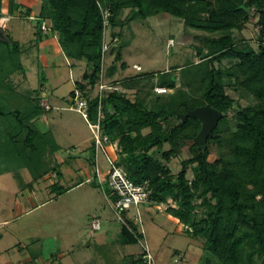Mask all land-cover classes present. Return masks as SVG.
I'll use <instances>...</instances> for the list:
<instances>
[{"label":"trees","instance_id":"16d2710c","mask_svg":"<svg viewBox=\"0 0 264 264\" xmlns=\"http://www.w3.org/2000/svg\"><path fill=\"white\" fill-rule=\"evenodd\" d=\"M39 1V13L33 20L38 22L36 40L41 38L40 26L45 22L64 56L86 63L91 71V74L83 76L84 83H75V88L83 93L88 102L89 121L92 123L96 122L99 101L97 97L89 101L86 89L95 87L100 79L104 44L107 51L109 49V44L105 42L108 26L115 29L125 23L170 15L182 20L185 27L194 31L219 34L218 38L207 41L206 54L202 48L196 49L200 62L181 69V87H177V79L173 77L178 68L161 74L159 86L173 91L165 97L163 105L159 103L161 98H157L151 108L148 107V94L144 98L140 94L143 89H139L134 100L122 91L107 92L100 102L103 115L101 130L116 146V165L133 183L146 181L150 199L158 206L167 204L166 214L190 228L188 235L191 238L202 239L203 250L219 264H264V0ZM4 2L11 4L12 17L23 10L16 0H0V19L5 17ZM126 10L129 11L128 16L120 21L119 17ZM249 10L258 14L257 50L232 37L233 31L242 30ZM105 12L108 13L106 19ZM30 13L26 9L21 17L27 19L31 17ZM105 21L107 26H104ZM0 28L4 34V39L0 38L2 134L8 135L12 142L10 148L13 149L18 146L16 140L27 131L21 142L24 150L36 151L35 141L40 140L51 152H57L59 148L50 134L48 138V133L41 134L26 125L28 120L45 111L37 96L39 90L34 91L36 95L33 98H27L26 110H4L2 106L4 102L12 105L4 98L3 84L14 73L25 74L26 70L20 60L23 47L11 38L6 29ZM112 37L115 38L114 35ZM125 45L120 43L117 61L121 60L120 51ZM223 60L235 64L231 69L216 68L215 64ZM114 73L115 67L112 66L106 77L111 78ZM143 78L128 80L123 87H140ZM232 81L255 100L253 105L238 107L233 128L227 121V113L235 103L226 94L227 84ZM73 96L71 92V98ZM202 106L221 112L223 118L206 145L199 150L195 143L200 130L199 121L188 119L182 123L179 116ZM177 119L180 121L176 126L171 129L164 127V123ZM144 130H147L146 134ZM5 140L1 143L4 144ZM211 144L218 150L213 163L209 162ZM166 145L169 151L162 155L165 160L177 157L183 148L188 152V157L182 161L181 171L175 177L153 157L154 152H160ZM91 151V160H94V146ZM189 167L193 170L192 181L187 179ZM50 171L58 177L62 176L57 168ZM41 176L37 175L38 178ZM91 184L98 187L96 182ZM58 185L55 183L51 188L62 191L63 187ZM128 225L133 232L137 231L132 222L129 221ZM121 232L123 244L137 243L125 226ZM137 262L143 264L141 256ZM211 262L208 260L207 264Z\"/></svg>","mask_w":264,"mask_h":264},{"label":"rangeland","instance_id":"374dc122","mask_svg":"<svg viewBox=\"0 0 264 264\" xmlns=\"http://www.w3.org/2000/svg\"><path fill=\"white\" fill-rule=\"evenodd\" d=\"M16 2L23 9L21 14H17L16 17L9 16L7 22L1 18L0 26L23 47L20 60L26 71L25 74L14 73L3 84L1 90L5 94L4 98L12 105L4 102L2 106L4 110H26L30 93L38 89L40 84L45 83L38 77L39 73L41 78L44 74L47 78L45 84L47 93L50 92L49 90L54 93L52 96L48 94L50 97L48 99L51 100V106L54 108L28 120L26 125L41 134L51 131L60 150L53 153L40 140L35 141L36 151L24 150L21 142L25 139L27 131L16 140L18 146L15 149L10 148L12 142L8 135L2 134L3 125L0 120V143L6 138L4 144L1 143L0 146V252L2 253L0 260L8 257L14 264H22L24 258L35 256V264H132V260L137 261L141 256V248L137 243L123 244L120 229L124 225L118 221L111 206L113 197L109 191L106 195L99 187L84 181L88 178L84 176L86 171L92 177L95 165L104 174L109 171V165L102 154H99L97 164L89 158L90 149L94 146V135L86 120L79 113L69 110L72 104L71 101H67L69 92L75 90L76 81L82 83L85 73L89 75L91 71L87 69L86 63L80 62L77 64L80 67L78 66L69 76L62 56L56 59L58 62L62 61L59 80L53 76L51 69H45L39 60L40 45L33 44L38 22L21 17L25 10L29 9L30 16L34 18L39 13L41 3L39 0H16ZM128 14V10L124 11L119 20L124 21ZM258 31V14L254 10H249L242 30L233 31L232 37L237 42L245 41L257 50ZM112 35L118 38L117 42ZM218 37L219 34L210 35L189 29L184 26L182 20L170 15L125 23L124 26L115 29L108 26L105 31V42L109 44V49L102 59L98 83L92 89L90 87L86 89L88 100L95 97L100 83L113 87L119 82V86H123L124 82L142 76L144 78L140 87L122 88L120 91L130 100H134L139 89H143L140 94L142 98L148 94L146 96L148 107L151 108L157 98H161L159 103L163 105L165 97L173 91L165 88L166 92L156 93V88H164L159 86L161 74L178 68L174 71L173 77L177 79V87H181L179 78L181 69L200 62L196 49L202 48L206 54L207 41ZM120 43L126 45L120 51L121 60L117 61ZM234 64L233 61L223 60L221 63H216L215 67L226 70L231 69ZM112 66L115 67V74L107 78L106 72ZM233 83L232 81L226 87V94L235 103L234 108L227 113V121L232 128L235 126L234 115L238 107L255 104L253 97ZM112 91L114 90L109 89L107 92ZM179 121V119L170 120L164 123V127L171 129ZM143 133L146 134L147 130ZM49 134L48 138H50ZM209 148L211 151L209 162L213 163L217 159L218 150L214 144ZM114 150L115 145L110 152L113 153ZM167 151H169L168 145L160 152H154L153 157L175 177L181 171L182 161L188 157V152L183 148L177 157L165 160L162 155ZM65 160L71 166L70 171L60 163ZM52 168L60 170L62 176L58 177L54 171L51 172ZM70 173L73 179H70ZM37 175L42 176L38 178ZM187 179L193 180L192 167L187 170ZM82 181L84 183L78 188L62 195H59L62 192L59 188H51L53 183H59L58 186L69 189ZM105 190H108L107 185ZM171 204L174 205L173 202ZM166 207L167 204L161 205L160 208L144 205L139 208L145 241L156 263L207 264V261L211 260L210 264H219L203 250L202 239L191 238L188 235L191 232L190 228L166 214ZM124 216L128 222L133 223L136 209L129 210ZM92 218H99L101 222V230L93 236L89 228ZM106 228L112 229V232L103 234ZM100 244L106 245L109 247L107 250L113 252H109L110 254L105 257L102 256L98 246ZM63 253L64 257L61 260L59 256Z\"/></svg>","mask_w":264,"mask_h":264},{"label":"built area","instance_id":"2783aa9c","mask_svg":"<svg viewBox=\"0 0 264 264\" xmlns=\"http://www.w3.org/2000/svg\"><path fill=\"white\" fill-rule=\"evenodd\" d=\"M108 17V13L105 12V19ZM33 21V17H29ZM9 16L4 17L3 21L7 22L9 20ZM104 26H107V21H105ZM40 30L42 33L46 34L49 32V27L45 22H43L40 26ZM107 51V45L103 46V57L105 52ZM109 89L116 90L113 87L104 85L100 83L99 91L95 95L98 98L99 106L97 111L96 122L91 123L89 121V112H88V102L84 97L83 93L76 89L73 91L74 96L72 98V106L69 107V110H72L76 113H79L88 123V127L92 134L94 135V161L97 164V159L99 154H102L108 165L109 171L104 174L102 170L95 165V168L92 173V177L86 180L87 183L96 182L98 187L107 195V191L110 192L111 197H113V202L111 206L120 221L133 235L136 239L137 244L140 245L141 248V258L143 264H156V260L152 251L149 249L145 241V234L142 228L141 222V213L139 211L140 206H149V207H157L160 208L153 200L150 199V189L149 184L145 181L140 184L133 183L126 175L125 171L116 165L117 158V149L115 146V150L113 153L110 152V149L113 148L114 144H111L108 136L104 135L101 130V120H102V112L100 107L101 98L107 93ZM157 94H162L166 92L165 88H156ZM48 109V107H45ZM105 185H107L108 190H105ZM136 209V217H134L133 224L137 227V231L133 232L128 225L127 218H125L126 212L131 209ZM129 219V218H128ZM100 220L94 219L92 221V231L100 230ZM139 225V227H138Z\"/></svg>","mask_w":264,"mask_h":264},{"label":"crops","instance_id":"0c3cea01","mask_svg":"<svg viewBox=\"0 0 264 264\" xmlns=\"http://www.w3.org/2000/svg\"><path fill=\"white\" fill-rule=\"evenodd\" d=\"M3 12H4V14H5V17H7V16H11L10 15V12H11V4L10 3H8V2H4V4H3ZM33 14V13H32ZM17 15V14H16ZM12 17V16H11ZM35 34V33H34ZM40 39L37 41L36 40V35H35V42L33 43V44H39L40 45V47H39V60L42 62V64H43V66L45 67V69H51V71H52V74H53V76L57 79L58 78V80H59V78H60V74H61V66H62V61L60 62H58L56 59L58 58V59H60L61 58V56H62V58H63V64H65V66H66V68L68 69L67 71H68V73H69V76H71V72L72 71H74L75 69H77L78 68V66H77V64H79L80 62H77V61H73V60H70V59H67L65 56H64V54H63V52H62V50H61V48H60V46H59V44H58V42H57V39H56V37H55V35L52 33V32H47L46 34H44V33H40ZM43 37H45V40H43ZM40 62V63H41ZM22 63V62H21ZM23 65V64H22ZM23 67H24V65H23ZM80 67V66H79ZM125 68V67H124ZM123 68V69H124ZM25 69V68H24ZM82 70V68H80V70L79 71H81ZM80 73V72H79ZM115 74V73H114ZM38 77L40 78V80L42 81V82H45V83H42V84H40L39 85V88L38 89H35V90H33L31 93H30V96H28V98H33L35 95H36V92H34V91H36V90H39V94H37V96L39 97V100H40V106L45 110V111H47V110H49V111H51L54 107H52L51 106V100L50 99H48V98H50L49 97V95L48 94H51V96L54 94L53 93V91L52 90H49L50 92H48L47 93V88H46V86H45V84H47L46 82H47V78L44 76V74H42V78H41V75H40V73H39V75H38ZM113 77V76H112ZM137 78V77H136ZM139 79H140V77H138ZM46 80V81H45ZM77 82V81H76ZM74 83V82H73ZM116 86H113V88H116V91H120L122 88H124L123 86H119L120 85V83L119 82H117L116 84H115ZM73 87H74V85H73ZM73 90V89H72ZM72 90L69 92V96H68V100L67 101H71L70 103L72 104V100H71V92H72ZM43 102V103H42ZM43 104V105H42ZM45 107H48V109H45ZM45 111H44V113H45ZM48 112V111H47ZM48 133H50V135L52 136V138L54 139V137H53V134H52V132L51 131H49ZM54 142H55V140H54ZM56 143V142H55ZM57 145V144H56ZM58 146V145H57ZM58 148H59V150H60V147L58 146ZM92 149V148H91ZM91 149H90V152H89V158L90 159H92V151H91ZM58 150V151H59ZM57 151V152H58ZM60 163H62L63 165H64V167L68 170V171H70L69 170V167H71L70 166V164H68V161H61ZM60 171V170H59ZM61 172V171H60ZM56 174V173H55ZM61 175H62V172H61ZM84 176L85 177H88L87 179H89L90 178V174L89 173H87V171L85 172V174H84ZM73 179L74 177L71 175V173H70V179ZM87 179H85L84 181H86ZM84 181H82L81 183H79V184H77L76 186H74V187H72V188H69V189H66V188H64L63 186H61V187H63V190H62V192L59 194V195H62V194H64V193H67L68 191H70V190H72V189H76V188H78L82 183H84ZM55 183H53L52 185H54ZM94 219H99V218H92L91 219V222H90V226H89V228H90V230H91V235L93 236L94 235V233H96V232H98V231H92V228H91V225H92V221L94 220ZM100 220V219H99ZM178 221V220H177ZM101 223V222H100ZM111 228V227H110ZM108 229V228H106L105 230H104V232H103V234H106L107 235V233H108V231H111L112 232V229ZM100 230H101V224H100ZM99 230V231H100ZM122 231V229H120V234L122 233L121 232ZM102 234V235H103ZM122 235V234H121ZM122 242H123V239H122ZM98 246H100L99 247V249L102 251V256H106L107 254H110L109 252H113V250L111 251L110 249L109 250H107L109 247H107L106 245H104V244H100V245H98ZM123 246H125V245H123ZM104 247V248H103ZM133 255V254H132ZM139 255V254H138ZM125 256V255H124ZM2 257V253L0 252V258ZM63 257H64V253L63 254H60V256H59V259H63ZM139 257V256H138ZM11 259V258H10ZM10 259H8V257H7V259H5V257H4V260H0V264H14ZM35 262H36V257L35 256H33V257H31V256H29V257H27V258H24L23 260H22V264H35ZM132 264H139L137 261H136V259H134V260H132ZM48 263V262H47ZM111 263V262H110ZM113 263V262H112ZM21 264V263H20ZM58 264H61V263H58ZM157 264V263H156Z\"/></svg>","mask_w":264,"mask_h":264},{"label":"water","instance_id":"95a60500","mask_svg":"<svg viewBox=\"0 0 264 264\" xmlns=\"http://www.w3.org/2000/svg\"><path fill=\"white\" fill-rule=\"evenodd\" d=\"M0 38L4 39V34L0 28ZM182 123L188 119L198 120L200 123V130L195 137V143L199 149L203 148L207 140L211 137L212 132L216 129L219 121L223 118V114L211 107L202 106L193 110H188L185 114L180 115Z\"/></svg>","mask_w":264,"mask_h":264}]
</instances>
